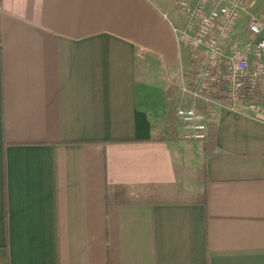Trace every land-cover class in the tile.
Returning a JSON list of instances; mask_svg holds the SVG:
<instances>
[{
  "label": "crops",
  "instance_id": "0c3cea01",
  "mask_svg": "<svg viewBox=\"0 0 264 264\" xmlns=\"http://www.w3.org/2000/svg\"><path fill=\"white\" fill-rule=\"evenodd\" d=\"M177 9L0 0V264H264V121L187 138Z\"/></svg>",
  "mask_w": 264,
  "mask_h": 264
},
{
  "label": "built area",
  "instance_id": "2783aa9c",
  "mask_svg": "<svg viewBox=\"0 0 264 264\" xmlns=\"http://www.w3.org/2000/svg\"><path fill=\"white\" fill-rule=\"evenodd\" d=\"M256 0H176L183 27L178 41L188 52L183 94L176 105L187 138L205 140L208 128L195 100L264 121V9Z\"/></svg>",
  "mask_w": 264,
  "mask_h": 264
},
{
  "label": "trees",
  "instance_id": "16d2710c",
  "mask_svg": "<svg viewBox=\"0 0 264 264\" xmlns=\"http://www.w3.org/2000/svg\"><path fill=\"white\" fill-rule=\"evenodd\" d=\"M174 113H175V110L174 109H172V110L170 109L169 115H168L169 116L168 119L171 122H172L171 116ZM167 129H168L167 136H171L172 140H177L178 136H177L176 129H174V125L170 124ZM167 136L161 138V140L166 139ZM214 139H216V129H215L214 124H213L212 126H210V129H209V138L206 139L205 140L206 142L204 143V147H205V150L207 152H212V149H213V147L215 145V140ZM186 202L189 204L190 201L189 202L186 201ZM191 202L201 203L202 204V203H205V200L203 199V196L201 195L199 198H197V199H195V200H193ZM209 258H210V256H209ZM209 258H208V264H210Z\"/></svg>",
  "mask_w": 264,
  "mask_h": 264
},
{
  "label": "rangeland",
  "instance_id": "374dc122",
  "mask_svg": "<svg viewBox=\"0 0 264 264\" xmlns=\"http://www.w3.org/2000/svg\"><path fill=\"white\" fill-rule=\"evenodd\" d=\"M264 9V0H256V3L254 6H252V11L254 13H259ZM183 71H185V67H183Z\"/></svg>",
  "mask_w": 264,
  "mask_h": 264
}]
</instances>
